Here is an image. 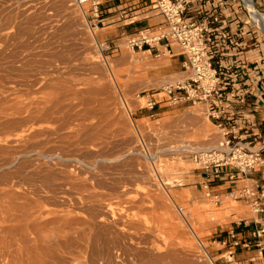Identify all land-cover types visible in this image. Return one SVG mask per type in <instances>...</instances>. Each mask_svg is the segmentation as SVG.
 Returning <instances> with one entry per match:
<instances>
[{
  "label": "rangeland",
  "instance_id": "1",
  "mask_svg": "<svg viewBox=\"0 0 264 264\" xmlns=\"http://www.w3.org/2000/svg\"><path fill=\"white\" fill-rule=\"evenodd\" d=\"M192 7L213 28L256 31L234 37L264 82V33L244 1ZM90 8L0 0V264H225L217 242L256 214L226 197L234 183L215 180L224 203L209 199L186 149L220 130L203 104L145 108L137 95L182 78L181 59L106 42Z\"/></svg>",
  "mask_w": 264,
  "mask_h": 264
},
{
  "label": "built area",
  "instance_id": "2",
  "mask_svg": "<svg viewBox=\"0 0 264 264\" xmlns=\"http://www.w3.org/2000/svg\"><path fill=\"white\" fill-rule=\"evenodd\" d=\"M147 2L151 11L163 17V23L155 29L159 35L150 39L147 34L150 31L143 30L139 33L141 40L131 37L130 47L132 50L136 47L142 49L148 44L151 47L148 52H152L151 43L165 42V49L158 51L156 56L182 57L183 76L152 95L139 93L136 99L144 100V107L150 111L162 104L205 105L208 118L220 130L221 138L211 147L187 146L186 149L207 178L204 185L206 196L216 205L224 203L222 196L214 195L210 186L227 172L235 188L226 197L244 201L255 214L261 213L264 191L257 181L251 179L254 172H264V138L255 133L257 115L264 105V82L256 71L258 62L251 60V51H246L247 43L236 41L225 27L213 28L208 19L199 21L190 15L193 13L191 0ZM75 5L81 8L90 5L86 19L92 27L98 28L95 20L100 18L101 0H75ZM197 11L202 14V6ZM252 140L257 143L253 144ZM241 182L244 185L239 186ZM177 211L189 221L184 207L178 205ZM231 235L236 238L233 232Z\"/></svg>",
  "mask_w": 264,
  "mask_h": 264
},
{
  "label": "crops",
  "instance_id": "3",
  "mask_svg": "<svg viewBox=\"0 0 264 264\" xmlns=\"http://www.w3.org/2000/svg\"><path fill=\"white\" fill-rule=\"evenodd\" d=\"M191 1L192 6H198L199 4L206 5L209 0ZM257 3L259 6H263L264 10V0H257ZM99 12L100 18L96 19L95 22L98 23V29L106 30L103 32L102 37L108 43H115L121 37L138 36L143 30L152 32L163 23V17L159 14L148 16L155 13V11L150 10L147 0H101ZM249 31V29H241L236 30V32L232 30L229 32L233 36L250 38L251 34H247ZM152 47V51L162 52L165 49V42L156 43ZM179 58L181 59L180 64L183 58ZM176 69L182 70L181 66ZM257 126L255 133H259L264 138V105L259 109ZM251 179L257 181L264 191V172L253 174ZM218 181L222 182L223 186L233 184L227 172ZM261 204L263 207L261 213L256 214L251 220H245L244 223L240 222L235 229L226 232L220 241H215L220 246L219 250L215 252L225 264H264V232H260L264 230V198H261ZM232 232L235 234V239L232 238ZM236 241L239 242L238 245L235 244ZM246 243H248V246H246Z\"/></svg>",
  "mask_w": 264,
  "mask_h": 264
},
{
  "label": "bare ground",
  "instance_id": "4",
  "mask_svg": "<svg viewBox=\"0 0 264 264\" xmlns=\"http://www.w3.org/2000/svg\"><path fill=\"white\" fill-rule=\"evenodd\" d=\"M243 1L245 3V6L249 9L253 21L255 22L256 25H258L260 30L264 33V15L256 10L253 0H243Z\"/></svg>",
  "mask_w": 264,
  "mask_h": 264
}]
</instances>
